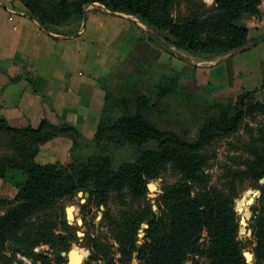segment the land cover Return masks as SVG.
I'll return each mask as SVG.
<instances>
[{"label":"trees","instance_id":"16d2710c","mask_svg":"<svg viewBox=\"0 0 264 264\" xmlns=\"http://www.w3.org/2000/svg\"><path fill=\"white\" fill-rule=\"evenodd\" d=\"M16 1L45 27L83 20L87 6L100 4L138 18L177 50L211 59L251 48L248 23L261 16L264 5V0H213L212 8L203 0ZM182 3L185 12L179 10ZM157 79L170 85L157 92L145 83L107 90L91 142L103 152L108 145L139 150L135 161L118 169L104 153L86 159L72 155L64 164H41L37 161L41 146L67 138L77 148L83 139L79 130L65 121L47 119L36 128H17L0 117V180L14 183L18 190L14 198L0 196V264H66L62 253L69 252L79 237L77 228L67 221L63 203L73 201L80 192L90 195L82 210L104 208L100 228H108L113 240L106 242L108 235L97 229L88 232L85 241L90 257L84 264H132L134 259L138 264H248L235 206L246 183L261 192L250 211L255 264H264V184L260 183L264 179V134L246 142L244 169L230 171L220 187L210 185L207 173V147L234 136L246 118L264 116V94L258 99L264 92V68L261 88L242 91L216 113L210 112V106L207 114L195 119L192 127L197 132L190 139L186 132L165 130L149 121L158 109L164 113L162 107L166 110L169 105L164 106V101L180 86L173 71L164 70ZM150 142L156 147L144 149ZM169 171L179 180L161 188L159 213L155 214L148 184ZM11 172L22 173L26 180L15 182ZM112 202L118 207L116 213L109 206ZM143 223L149 229L139 243Z\"/></svg>","mask_w":264,"mask_h":264},{"label":"crops","instance_id":"0c3cea01","mask_svg":"<svg viewBox=\"0 0 264 264\" xmlns=\"http://www.w3.org/2000/svg\"><path fill=\"white\" fill-rule=\"evenodd\" d=\"M248 27L249 50L202 59L210 75L207 85L218 98L262 86L264 5ZM154 33L138 18L100 4L88 6L83 20L45 27L19 1L0 0V117L17 128H36L44 119L65 121L93 140L107 90L123 88L131 58L142 63L147 53L159 73L177 69L176 57L185 52L158 50ZM234 72L238 75L230 78ZM72 148V140L54 139L41 146L37 161L64 164L81 147Z\"/></svg>","mask_w":264,"mask_h":264},{"label":"rangeland","instance_id":"374dc122","mask_svg":"<svg viewBox=\"0 0 264 264\" xmlns=\"http://www.w3.org/2000/svg\"><path fill=\"white\" fill-rule=\"evenodd\" d=\"M203 2H205L209 8L213 7V0H203ZM24 8L26 9L25 6ZM179 10H181L182 12L186 11V6L184 3L181 4ZM151 40L153 41L154 46L158 50L161 49L163 52H168L163 46V43L155 36V34L151 35ZM145 42H147V39ZM135 53H142V51L137 49V52ZM180 54H178V57H176L175 61L177 63V69L174 70L175 74L178 77V82L180 86L176 89L175 93L172 96L168 97L164 101V106L169 104L166 110L165 107H162L161 110H163L164 113H158V109L157 112L153 114L152 118L149 117V121L154 125L158 126L159 128L165 130L168 128H176L177 132L181 134H184L183 132H186L184 135L187 139H190L191 137H195L197 132V130H194L192 127L195 125L194 122L195 119H197V116H203L204 114H207L208 109H210V106V112L216 113L218 111V108H220L221 106L228 105L230 101L232 99H236L237 96L234 98H228L227 95L223 98H218V95L214 94L213 90L207 85L210 80V75L207 72L208 69L205 67L207 66V63H204L202 59L211 58L194 56L187 52L184 53V56ZM136 56L138 55H134V57ZM143 58H145V60L142 63L139 62V60L135 61L134 58L130 59L134 63V65H130L132 69H128L129 76L124 83L129 84V87L134 85L138 86L141 83H145L149 86V88L151 87L153 90H156L157 88L159 90V88L161 87L169 86L170 84H166L165 79L162 80V84H160V81H158L157 76L159 74V71L157 67L155 69V64L153 62L154 57L153 59H151L152 55H147L146 53ZM156 62L158 63V60ZM214 62L215 61H213V63ZM262 67L264 68V62L262 63ZM237 75L238 73L234 72L231 74L230 78H233ZM151 79L153 81H151ZM128 93L129 92L127 91L126 96H128ZM263 94L264 92H260L258 97L259 100H262ZM204 109L207 110V112L203 113ZM166 119L170 120L171 123ZM261 134H264V116L256 115L254 117L246 118L242 129L234 136L227 137L224 139H218L209 147H207V155L209 157V166L207 167V173L210 175L211 178V186L220 187L226 181L230 171L244 169V167L241 165V161L243 160V158L247 157V155L243 152L244 146L246 142L252 141L254 138H258ZM91 141L92 140L89 141L87 139H80L78 144L81 148H77L76 152L78 153L75 152L74 154L73 152L74 156L78 159H86L90 156L104 153L112 157V165L114 169H118L124 163L135 161L139 156V150L135 146L117 147L115 145H108L105 151L103 152L102 149H99L98 146L94 145V143ZM155 145L156 143L150 142L149 144H146L143 148H154L156 147ZM72 149L74 151L76 147H73ZM2 154L3 149L0 148V156ZM10 176L16 177L17 181L15 182H24L26 180V177L19 172H11ZM178 180L179 176L173 173L172 171H169L163 176V178L156 181H151L148 184V197L151 201L152 210L154 205L157 207L156 212L153 210L155 214L159 213L157 198L158 194L161 193V188L166 183L172 184L177 182ZM254 191H256V189L252 188L250 183H246L244 186L243 193H241L240 197L235 201L236 211L238 213L240 221L242 218V214L238 212V202H240V206H244V198H247ZM17 192L18 190L14 183L8 181L4 182L0 180V196L14 198ZM89 196H78L73 201L65 200L63 203L65 216L67 208H69L70 206L75 207V220L72 226L77 228V233H81L80 235L78 234L79 240L74 242L71 246L70 250L72 251L69 254V264H81V262H83L84 264V261L89 259L90 251L87 248V242L85 241V238L88 232L92 233L94 229H97L96 231L99 232H105L108 237L104 238V240H106V242H109V244L113 243L111 235L107 234L108 228H100L102 221V212L104 211V208H101L99 211L93 206L87 207L86 210L81 209V205L87 204ZM242 197L243 199L241 200ZM109 206L111 207L114 213L118 212V207L116 204L112 202L109 204ZM244 215L247 219L248 226L243 227L240 225L239 238L240 240H242L243 245L244 241L247 240L246 245L244 247L245 249L253 252L255 248V245L253 244V230L251 228L253 224V215L250 209L247 208L245 210ZM78 222H80L81 224L79 225ZM144 224L148 223L142 224V228L139 231V243H143V239L145 237L144 231L146 229L144 228ZM74 247L76 248L73 251ZM92 264L105 263L93 262ZM132 264H138V261L134 259Z\"/></svg>","mask_w":264,"mask_h":264},{"label":"water","instance_id":"95a60500","mask_svg":"<svg viewBox=\"0 0 264 264\" xmlns=\"http://www.w3.org/2000/svg\"><path fill=\"white\" fill-rule=\"evenodd\" d=\"M99 5V4H98ZM85 14V13H84ZM155 34V36L164 44V45H166L168 48H171V49H174V47L170 44V43H168L160 34H158V33H154ZM260 183L261 184H264V179H262V180H260ZM89 196V194L88 193H82V192H80L79 194H78V196ZM261 195V192L259 191V190H256V191H254V192H252L247 198H244L245 200H244V206H240V202H238V212L240 213V214H242V218H241V221H240V225L241 226H243V227H246V226H248V224H247V219H246V217H245V215H244V213H245V210H246V208L247 209H250L251 208V206H253L255 203H256V200H257V198L259 197ZM243 199V197L241 198V200ZM240 201V200H239ZM153 210L156 212V210H157V207L154 205L153 206ZM74 212H75V207L74 206H70L69 208H67V210H66V216H67V221H68V223L70 224V225H73L74 224V220H75V215H74ZM78 224L80 225L81 223L80 222H78ZM144 228L145 229H149V225L148 224H144ZM79 235L81 234V233H78ZM246 242H247V240H245L244 241V246L246 245ZM72 250H69V252H63L62 253V256L64 257V258H66V264H69L70 263V256H69V254H70V252H71ZM244 256H245V258H246V260H247V262H248V264H254V260H255V255L253 254V252H251V251H249V250H247V249H245L244 250ZM83 261V260H82ZM81 264H83V262H81Z\"/></svg>","mask_w":264,"mask_h":264},{"label":"bare ground","instance_id":"6f19581e","mask_svg":"<svg viewBox=\"0 0 264 264\" xmlns=\"http://www.w3.org/2000/svg\"><path fill=\"white\" fill-rule=\"evenodd\" d=\"M77 212V211H76ZM76 214V213H75ZM85 238V237H84ZM77 256V255H76Z\"/></svg>","mask_w":264,"mask_h":264}]
</instances>
